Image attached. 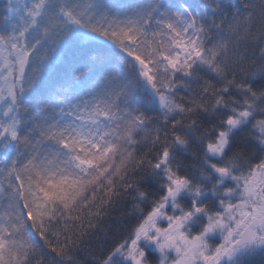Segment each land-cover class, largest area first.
<instances>
[{
	"label": "snow or ice",
	"instance_id": "6c2138e0",
	"mask_svg": "<svg viewBox=\"0 0 264 264\" xmlns=\"http://www.w3.org/2000/svg\"><path fill=\"white\" fill-rule=\"evenodd\" d=\"M257 257L264 0H0V264Z\"/></svg>",
	"mask_w": 264,
	"mask_h": 264
},
{
	"label": "trees",
	"instance_id": "16d2710c",
	"mask_svg": "<svg viewBox=\"0 0 264 264\" xmlns=\"http://www.w3.org/2000/svg\"><path fill=\"white\" fill-rule=\"evenodd\" d=\"M109 240H111V234H109ZM99 254V253H97ZM86 262L87 261H90V256L87 254V252H85V254H83V257H82ZM258 261H259V257L256 258V260L253 262V264H258Z\"/></svg>",
	"mask_w": 264,
	"mask_h": 264
}]
</instances>
